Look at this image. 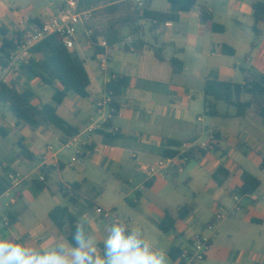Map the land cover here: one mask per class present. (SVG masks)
I'll use <instances>...</instances> for the list:
<instances>
[{"label":"crops","instance_id":"0c3cea01","mask_svg":"<svg viewBox=\"0 0 264 264\" xmlns=\"http://www.w3.org/2000/svg\"><path fill=\"white\" fill-rule=\"evenodd\" d=\"M133 1L105 6L109 14L106 16L114 20L111 24L120 29L123 37L122 43L108 51L109 72L100 70L96 57L93 58L92 47L86 44L85 32L80 33L81 44L76 50L86 61L91 79V98L70 94L57 107L58 115L76 131L71 138L85 142L89 136L87 128L91 124L96 127L91 134L90 145L83 148L76 162H72L75 152L55 148L64 136L57 128L30 130L18 125L13 115L9 121L5 113L0 112V127L6 134L3 137L0 133V174L2 168L7 167L21 174L26 172V176L31 177L0 195L4 197L15 190L19 197L16 204L2 206L3 215L0 217L4 220L0 237L27 247L43 249L57 242L68 247L70 242L49 217L56 207H67L76 222L79 220L78 212L87 216L88 228L97 245V254H100L107 234L103 224L109 227L112 221L96 213L99 205L96 209L85 205L89 203L88 194L96 189L97 182L112 176L129 185L135 183L136 186L122 196L121 201H127L135 209L142 208L153 217L156 212L150 208L147 194L154 184L162 180L163 185L167 178H171L173 184L178 185L181 175L186 174L184 183L190 188V196L181 201L179 197H174L173 201H178L173 206L168 204L171 203L168 199L162 198V217L154 222L159 229L158 225L166 214L176 219L174 230L169 232L172 244L166 251L168 258L174 264H180L179 257L188 247L190 239L203 232L210 236L212 243L206 264H264V195L261 188L252 195L239 196L235 193L241 185L243 172L258 178L255 172L244 168L250 136L245 133L244 139H241L239 134L231 132L225 121H220L241 118L236 116L237 110L234 114L222 113L217 102L218 115L209 116L204 107V87L208 80L244 84L246 71L253 69V58L264 40V28L258 34L253 32L252 6L264 0H227L221 8L203 5L212 12L214 21L224 27L220 33L212 32L200 19L197 6L188 13H179L178 21L157 26L155 22L141 21L136 24L142 27L138 34H132L131 24L125 23V19L132 14L128 7ZM65 5L66 0H0V26L8 28L10 34L23 32L52 15L60 14ZM101 5L92 8L99 10L103 8ZM150 7L155 11H172L168 1L162 10L155 7V0ZM106 22L107 19L98 28L110 24ZM245 25H250L248 28L253 33H247ZM241 55H244L245 61L240 58ZM173 59L181 64H174ZM173 65H178V69L182 65V70L174 72ZM122 77L127 79L128 86L117 101L116 114L106 123L104 119L109 109L104 108L99 113L96 103L105 96V85ZM21 84V88H28L34 93V105L54 106L53 90L41 80L21 81ZM250 99L248 94L242 95V100ZM3 107L6 106L0 105V111ZM112 127H117L118 131L113 132ZM210 130L216 131L220 143L206 155L196 156L177 170V166L171 167L162 176L150 178L147 175L148 167L162 158H168L165 156L167 148L176 153L184 142L193 139L204 141ZM55 140L59 142L54 143ZM166 141L181 144L168 147L164 145ZM22 147L32 155V160L19 157ZM257 154L261 169L264 155L260 150ZM28 162L34 163V168L29 171ZM44 167L49 169V175L44 182L45 188L39 190L33 181L39 179ZM73 185L79 186L76 196L68 193ZM64 188H67V194ZM44 192L53 198L54 204L44 197L39 206H33L31 199L41 198ZM57 200L60 203L63 201L64 205L57 204ZM21 202H24L23 206L13 210ZM184 205H189L192 212L184 220L177 219V211ZM218 210L224 214V219L216 223L213 231H206V225L215 222ZM7 220L10 222L8 226L5 224ZM176 240L179 244L175 245ZM171 254L178 258L173 260Z\"/></svg>","mask_w":264,"mask_h":264},{"label":"trees","instance_id":"16d2710c","mask_svg":"<svg viewBox=\"0 0 264 264\" xmlns=\"http://www.w3.org/2000/svg\"><path fill=\"white\" fill-rule=\"evenodd\" d=\"M88 0H81V7L84 10H90L95 5L112 4L123 2L125 0H91L86 7ZM171 7V12L155 11L151 9L153 0H144L142 8H136L133 13L125 19V23L131 24V33L138 34V30H142L141 26H136L141 21L155 22V26L161 25L169 21H178L179 13H188L198 6V0H167ZM254 24L252 30L258 34L264 28V2L253 4ZM110 8V7H109ZM200 19L214 33L224 31V27L214 21L212 12L206 6H199ZM39 25V23H37ZM154 26V28H155ZM150 29H153L151 27ZM23 37V32H14L10 34L9 29L0 26V67L8 64L9 53L15 49L19 41ZM101 39L107 42L111 49L123 42L120 29L115 24H108L103 28L94 30V34L90 37L93 49V58L104 52V49L98 46ZM97 58V57H96ZM173 63H179L173 59ZM174 72L178 73L182 70V65L178 69V65H173ZM252 70L246 71L244 84L220 81L217 79L208 80L204 87V107L209 116H217L216 103L221 101L228 105L234 106L237 110V117H245L248 110L253 106V99H261L263 106L259 116L264 119V40L262 41L257 53L253 58ZM39 79L45 86L53 90L54 106L50 104L34 105V93L28 88H21V81L26 83ZM91 79L86 67V61L82 55L76 50L66 48L61 39L57 35L48 37L33 50V58L30 62L22 67L20 73L11 80L10 85H0V105L6 106L12 113L18 125L28 127L34 130L40 127H55L60 130L65 141L76 134V131L66 123L57 113V107L70 94H76L82 98H91L90 94ZM128 86L127 79H112L105 85L106 92L113 93L114 106L118 107L117 101L120 99L123 90ZM246 93L250 96V100H242V95ZM0 133L6 137L5 132L0 127ZM195 139L190 140V142ZM181 143L177 141H166L164 145L179 146ZM181 146V145H180ZM179 146V147H180ZM208 150L192 151L188 154L189 160L196 156L206 155ZM177 153V152H176ZM169 148L165 150V156L170 157L176 154ZM21 159L32 160V155L26 148L22 147L18 154ZM178 167V168H177ZM175 167L176 170L183 166ZM261 170H264V158L260 163ZM14 172L7 167L2 168L0 174V195L5 194L12 188V183L7 178L8 173ZM40 174L44 176V181H33L39 190L45 188L44 182L48 178L49 169L42 168ZM175 177V176H174ZM176 179V177L174 178ZM241 185L235 190L239 196L254 194L260 187V180L248 172H243L240 176ZM79 186L73 185V196H76ZM67 194V188L63 189ZM71 202L73 199L71 197ZM192 210L189 205H184L177 211V219L184 220ZM52 222L61 229L63 235L70 242L71 233L74 230L76 218L67 207H56L50 214ZM175 221L170 214H166L165 219L158 225L163 233H169L175 228ZM171 258L176 260L178 257L171 254ZM180 258V257H179ZM180 263V262H179ZM180 264H184L181 262Z\"/></svg>","mask_w":264,"mask_h":264},{"label":"built area","instance_id":"2783aa9c","mask_svg":"<svg viewBox=\"0 0 264 264\" xmlns=\"http://www.w3.org/2000/svg\"><path fill=\"white\" fill-rule=\"evenodd\" d=\"M138 6L142 8L144 1L137 0ZM92 12L90 10H84L81 7V0H66V5L63 11L58 15H52L38 25H34L30 29L23 31V37L10 53L8 57V64L4 67H0V85H10L11 80L17 77L22 67L26 66L33 58V50L52 35L60 37L63 45L74 50L81 44L80 29L88 24L92 18ZM86 44L92 47L90 37L94 34V30L91 27L84 28ZM98 46L104 49V52L98 54L96 57L100 70L104 73L109 72V55L110 48L104 39H101ZM104 108H108L109 112L104 122L110 121L117 112L113 102V93L106 92L105 96L98 100L96 103V109L98 112H102ZM96 127L91 124L87 128L89 134L85 142H80L76 137L69 138L65 141H61L60 146L65 150H74V156L72 162H76L80 155L83 153V148L89 146L91 143V134L94 133ZM113 132H117V127H112ZM220 143L219 135L214 130H210L207 135V139L204 141L195 140L187 141L181 144L177 148V153L173 157L162 158L156 164L151 165L146 170L147 175L150 178L162 176V173L174 166L184 165L189 161L188 154L197 150H208L216 147ZM49 150H52L49 147ZM7 178L12 183V188H16L21 185L25 180L30 179V176H23L19 172H10ZM40 181H44V176H39ZM68 193L73 195L74 191L70 187ZM19 200L17 194H15L9 201L10 205H14ZM96 213L106 220H111L112 224L116 222L117 218L113 211L106 210L101 207L96 209ZM224 214L219 210L215 214V222L206 225V231H213L216 223L224 219ZM9 220L6 221V226L9 225ZM212 243L208 234L200 232L195 234L189 242V245L184 249L180 255L179 262L184 264H206L209 252L211 250Z\"/></svg>","mask_w":264,"mask_h":264},{"label":"rangeland","instance_id":"374dc122","mask_svg":"<svg viewBox=\"0 0 264 264\" xmlns=\"http://www.w3.org/2000/svg\"><path fill=\"white\" fill-rule=\"evenodd\" d=\"M227 0H198V6H203V5H210V6H216L217 8H221L224 3ZM98 6V5H95ZM94 6V7H95ZM103 8H100L99 10H92V18L88 24L83 26L80 29V33H83L84 28L86 27H91L93 30L99 29V24L102 23L104 20L107 19L106 23H112L114 20H109L108 18L110 16L108 11L105 8L106 4L101 5ZM167 6V0H155V7L158 10H162ZM138 3L135 2V0L132 2L131 6L128 7L129 10L133 13L132 9L138 8ZM103 20V21H102ZM250 26V25H249ZM249 26L245 25V30L247 33H253ZM254 35V34H253ZM240 58L245 61L244 55H241ZM91 62V60H89ZM89 62V63H90ZM98 64V63H97ZM198 98V95H196V99ZM263 106V102L259 99L253 100V106L251 109H249L247 116L246 117H241V118H233L231 120H223L221 119L220 121H225L226 125L230 126L231 132H236L239 134L241 139H244L243 134H249L250 139L248 140L247 144L249 145L248 147V155L247 157V163L244 165V168L247 170L255 172L256 176L260 180L261 184L258 190L261 188V193L264 195V170L259 169L258 164L260 161V157L258 156L257 152L260 150L261 154L264 155V149H261L264 147V119H262L259 115L258 112H260L261 108ZM218 110L220 112L225 113L229 112V114H234L236 112V108L234 106H230L224 102H218ZM1 113H5L7 118L12 120V114L9 111L7 107L1 108ZM257 112V113H256ZM195 111H193V114ZM207 139V137H206ZM204 139V140H206ZM54 143H58V140L53 141ZM61 147L58 144L59 148ZM62 148V147H61ZM66 152L72 153L74 152L72 150H66ZM212 155L214 153L212 152ZM235 159V158H233ZM232 163V161H230ZM193 163V162H192ZM28 166V171L32 170L34 168V163L28 162L26 163ZM233 166V165H232ZM22 171H26L25 169H22ZM23 176H26V172L22 173ZM186 174H182L181 177L179 178V184L175 185L172 182V179H166V182L163 183L162 185V180L157 181L154 184V187L151 188V192L147 194V200L150 203V208L153 209L156 214L153 217H150L146 210L144 211L142 208L135 209L133 208L127 201L122 200V196H124L126 193H128L131 189H133L136 185L135 183H132V185H129L127 182L118 181L117 179H114L112 176H110L106 181H99L96 184V189L90 194H88L89 197V203L85 204L88 206V208L94 207L95 209L99 205V207H102L103 209L106 210H111L114 212L115 215L119 216L121 219L125 220V222L129 225L130 228L133 229H139L141 230L143 237L154 247V248H159L162 249L163 251L168 250V248L171 247V240L169 237L171 234L163 233L161 232L156 226L155 223L157 220H160L162 217V198L168 199L171 203L168 202L170 206H173L175 202L178 200H183L186 196H190V188L188 185L184 183ZM143 177L141 176V180ZM238 181V180H237ZM138 184V182H137ZM15 195V190L10 191L8 195L4 197H0V215L2 216L3 213L1 211L2 206H4L6 203H9L10 199ZM48 194L44 192L41 194V198H38L36 200L31 199L30 202L33 206H39V202H41V199L44 197H48ZM62 200L65 201V203H68L67 200L63 196ZM174 197H179V199L176 201H173ZM48 202L50 204H54L53 199L51 196L48 197ZM132 199V198H131ZM57 204L60 206H63L64 203L63 201L60 203L57 200ZM24 202H21L18 206L14 207L13 210H16L20 207H22ZM116 205L115 209H111L110 207ZM169 210V209H168ZM170 213L172 211H169ZM221 212V211H220ZM83 215L78 212V218ZM171 215H173L171 213ZM86 216V215H85ZM87 217V216H86ZM5 218V217H3ZM88 219V218H87ZM3 220L2 217H0V229L3 226ZM106 229H108L106 224H103ZM176 244H179V241L176 240ZM169 264H174L173 261L169 259Z\"/></svg>","mask_w":264,"mask_h":264},{"label":"clouds","instance_id":"9594fccd","mask_svg":"<svg viewBox=\"0 0 264 264\" xmlns=\"http://www.w3.org/2000/svg\"><path fill=\"white\" fill-rule=\"evenodd\" d=\"M0 264H169V258L123 219L108 227L101 253L97 254L88 219L81 215L68 247L60 242L43 249L27 247L0 237Z\"/></svg>","mask_w":264,"mask_h":264},{"label":"water","instance_id":"95a60500","mask_svg":"<svg viewBox=\"0 0 264 264\" xmlns=\"http://www.w3.org/2000/svg\"><path fill=\"white\" fill-rule=\"evenodd\" d=\"M90 2H91V0H88L87 3L85 4V6L87 7Z\"/></svg>","mask_w":264,"mask_h":264}]
</instances>
